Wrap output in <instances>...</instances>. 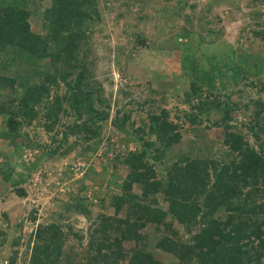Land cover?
<instances>
[{"label":"trees","instance_id":"obj_1","mask_svg":"<svg viewBox=\"0 0 264 264\" xmlns=\"http://www.w3.org/2000/svg\"><path fill=\"white\" fill-rule=\"evenodd\" d=\"M44 1L43 32L35 33L28 18ZM95 4V0H0V139L15 149L19 148L15 140L24 136L20 143L39 147L22 128L35 121L50 131L63 121V136L87 141L85 149L100 141L107 123L138 144L122 160L129 172L119 185L120 193L109 196L112 214H90L76 193L60 210H52L48 222L33 227L36 208L30 210L27 264H264V205L257 203V198H264V146L240 148L244 136L228 122L234 109L211 90L212 73L222 65L206 57L197 70L210 83L207 95L196 88L194 76L186 78L187 84L169 86L180 87L198 112H219L211 125L222 129L220 144L227 158L195 156L191 151L175 154L181 136L179 124L169 118L171 109L164 106L168 100L159 98L157 110L146 112L145 125H134L130 110H113L104 96L102 84L94 77L98 59L91 55L88 40L90 23L99 17ZM186 57L177 63L181 69ZM233 67L229 74L233 83L245 75L258 76L260 70L259 62L250 59ZM157 83L160 89L168 86L166 81ZM195 93L200 95L197 101ZM143 101L129 97L126 102L140 106ZM181 115L196 117L192 112ZM247 128L251 129L249 124ZM58 147L46 146L42 156L59 155ZM0 155V176L9 180L7 166L13 153ZM132 185H137L138 193L131 192ZM12 192L19 200L26 195L21 186ZM159 199L166 202L165 210ZM68 204L72 217L81 214L90 221L86 236L73 230L72 217L64 209Z\"/></svg>","mask_w":264,"mask_h":264},{"label":"rangeland","instance_id":"obj_2","mask_svg":"<svg viewBox=\"0 0 264 264\" xmlns=\"http://www.w3.org/2000/svg\"><path fill=\"white\" fill-rule=\"evenodd\" d=\"M95 2L99 17L97 22L90 23L89 49L98 59L94 77L102 84L103 94L113 110L115 107L130 110L134 125H145L146 112L157 110L155 103L165 98L168 101L164 106L171 109L169 118L179 124L181 137L174 148L175 154L191 151L195 156L227 158L226 148L220 144L222 129L211 125L212 119L220 117L219 112H198L190 107L180 87L169 86L171 82L186 83L188 76H194L196 88L207 95L210 83L197 70L207 58H215L222 66L212 73L214 87L211 90L217 99L230 101V108L235 110L230 109L229 115L233 118L228 122L242 133L243 142L248 140V145L241 142L240 148L264 146V86H261L264 83V0ZM45 4L44 1L34 7L28 18L30 29L35 33L43 32L41 12ZM183 57H186V66L181 69L177 63H181ZM248 59L259 62L258 76L245 75L233 83L229 77L232 67L244 66ZM158 81H166L168 86L160 89ZM195 94L193 100L197 101L200 95ZM129 97L144 100L143 104L126 102ZM182 112H192L196 117L186 118ZM34 122L22 129L39 147L20 143L25 140L24 136L15 140L19 144L15 149L0 139V153H13L7 166L11 168L10 179L2 180L0 176V230L6 233L5 237L0 234V264L10 263L14 252L11 264H27L32 225L48 222L52 210H60V205L68 202L71 194L76 193L78 201L89 208L92 215L112 214L109 196L120 193L119 185L129 172L122 160L138 149L136 142L127 140L108 123L102 128L100 141L85 149L87 141L72 134L63 136V121L56 122L50 131ZM248 124L251 129L247 128ZM58 145L59 155L42 156L46 146ZM2 157L0 155V160ZM18 186L26 191L22 200L12 192V188ZM131 192H139L137 185H132ZM257 200L264 205V198ZM158 202L165 210L166 202L160 199ZM68 205L64 209L71 218L72 205ZM32 208H36V219L31 225L28 214ZM74 217L70 219L73 230L78 233L81 230L83 237L86 236L90 221L81 214ZM71 241L75 242L72 238Z\"/></svg>","mask_w":264,"mask_h":264},{"label":"clouds","instance_id":"obj_3","mask_svg":"<svg viewBox=\"0 0 264 264\" xmlns=\"http://www.w3.org/2000/svg\"><path fill=\"white\" fill-rule=\"evenodd\" d=\"M5 261V260H4ZM7 261H5V263H6Z\"/></svg>","mask_w":264,"mask_h":264}]
</instances>
